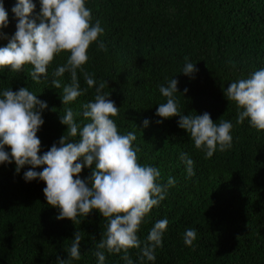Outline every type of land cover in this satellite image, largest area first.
I'll use <instances>...</instances> for the list:
<instances>
[{
	"label": "trees",
	"instance_id": "1",
	"mask_svg": "<svg viewBox=\"0 0 264 264\" xmlns=\"http://www.w3.org/2000/svg\"><path fill=\"white\" fill-rule=\"evenodd\" d=\"M15 2L4 0L9 25L0 30V47L15 32ZM85 6L91 10V23L99 21L103 34L90 44L83 72L77 71L85 91L75 101L62 105L60 99L63 86L71 82L69 73L56 78L60 88L52 84V72L66 63L68 52L54 57L47 78L39 82L32 80L30 64L20 72L0 68V91L27 87L48 105L37 132L41 153L67 136V126L60 123L65 108H72L81 126L89 122L79 115L82 105L94 101L96 86L104 83L102 92L110 93L119 108L113 118L118 132L136 136L132 143L139 149L138 164L157 167L162 185L169 177L175 180L137 233L143 247L153 224L167 219L156 259L147 261L140 248H129L133 264H264V130L251 127L247 119L236 124L237 105L223 94L229 83L264 68V0H86ZM38 12L37 3L33 15ZM185 57L196 63L192 77L180 73ZM84 72L94 78L93 87L87 86ZM171 78L178 80L176 98L182 113L207 112L213 122L233 123L230 149L205 158L178 127V116L157 123L162 118L155 115L156 108L166 102L159 86ZM181 153L193 160V175L187 174ZM28 167L17 174L14 162L0 164V264H57V255L67 258L76 231L82 237L81 257L70 264H97L94 253L108 218L93 210L73 222L57 220L58 209L47 204L42 191L45 183L22 178ZM90 174L91 168H83L79 175L85 179ZM188 228L197 232L190 247L184 244ZM123 255V250L105 251V264H125Z\"/></svg>",
	"mask_w": 264,
	"mask_h": 264
},
{
	"label": "clouds",
	"instance_id": "2",
	"mask_svg": "<svg viewBox=\"0 0 264 264\" xmlns=\"http://www.w3.org/2000/svg\"><path fill=\"white\" fill-rule=\"evenodd\" d=\"M39 4V12L34 11ZM86 0H16L11 8L16 20L15 32L6 46L0 47V68L10 66L20 72L22 66L30 64L33 81L47 78V66L61 52H68L66 63L52 72V84L61 87L59 77L67 72L71 82L65 84L60 96L62 105H69L85 90L81 89L77 71L83 72L88 61L90 44L98 41L103 34L99 21L91 23V10L85 6ZM9 25V13L4 0H0V30ZM103 50L104 43L98 42ZM196 63L188 62L180 73L192 77L198 71ZM84 80L89 88L96 83L84 72ZM178 80L171 78L167 85L159 86L160 94L166 102L159 103L155 115L163 119L178 116L177 125L190 136L196 149L204 152L205 158L213 156L217 150L223 152L232 147L231 131L234 127L229 120L213 122L210 114L185 115L179 109L176 98ZM104 83L96 86L94 101L82 105V115L88 123L82 126L75 120L71 107L60 115V123L67 126L58 142L41 153V141L37 132L44 124L42 113L48 105L37 95L21 87L16 91H0V164H15V172H23L25 182L43 181V193L47 204L58 209L57 220L87 216L97 210L103 218H108L104 238L96 245L97 264H105V251L120 253L125 264H133L128 256L129 248H140L142 257L154 262L155 250L162 246V237L167 228V219L156 221L151 227L147 242L141 247L138 231L144 218L154 206H158L167 195V188L174 186L175 180L168 178L167 184L159 182L161 176L157 167L140 165L137 162L138 148L133 147L136 136L133 132L120 134L114 117L119 108L109 99L110 93H103ZM188 89H184L187 93ZM184 93L183 94L184 96ZM227 100L234 101L238 108L236 124L248 120L251 127L264 130V68L254 71L248 78L239 79L223 89ZM149 121L145 119L143 126ZM77 140L70 139L77 137ZM6 146L10 151L6 150ZM38 153H41L38 155ZM181 161L188 175H193V160L187 153H181ZM40 167L42 170L37 171ZM83 168H91V174L80 178ZM75 177V179L73 178ZM197 239L195 229H185L184 244L192 246ZM82 237L73 235L67 250V258L57 255V264H70L81 257Z\"/></svg>",
	"mask_w": 264,
	"mask_h": 264
}]
</instances>
